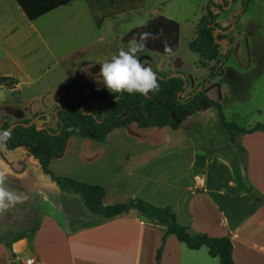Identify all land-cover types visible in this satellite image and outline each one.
Returning <instances> with one entry per match:
<instances>
[{"label": "crops", "instance_id": "1", "mask_svg": "<svg viewBox=\"0 0 264 264\" xmlns=\"http://www.w3.org/2000/svg\"><path fill=\"white\" fill-rule=\"evenodd\" d=\"M76 1L71 0L39 17ZM8 2L0 0V47L5 49V53H0V63H13L22 70L20 64L24 59L38 54L35 49L24 51L22 44L33 33L39 38L43 35L34 22L30 24L31 32L20 35L13 14L21 11L22 20L24 17L30 19L16 0L18 10H9ZM85 2L87 6L73 10L76 22L72 26L77 32L81 27L90 33L93 39L86 42L87 46H98L99 42L104 46V35L99 34L103 17L97 10L125 9L126 6L117 7L112 0H96L95 8H92L88 0ZM173 3L179 8L185 7V0H142L134 9L156 11ZM158 33L157 29L154 38L159 36ZM6 44L11 50L6 49ZM49 53L58 56L50 48ZM95 53L96 49L88 51L78 47L68 50L65 56H106L105 50L98 55ZM0 75H9L16 80L11 86L13 91L21 88L15 69ZM94 86L92 82L79 87L66 86L69 91L65 101L85 88L99 92ZM58 105L61 104L53 105V109ZM216 110L209 107L193 113L178 128L164 126L157 129L151 128L157 126L139 127L131 123L113 129L103 140L73 135L62 156L50 162V168L56 175L102 186L104 204L139 197L158 206L169 205L178 222L186 225L190 233L230 236L235 264H264V131L237 132L233 142ZM207 113L212 120L191 118ZM238 146L244 148V157ZM41 171L38 159L27 147L8 149L4 144L0 146V177L3 181L10 179L9 190L17 194L27 189L38 190L43 198H50L38 183V179L43 178ZM79 199L83 201L82 196H71L70 200ZM53 203L51 212L37 210L35 230H26V234L12 241L10 247L0 237V264H28L29 258L35 259L32 264H158L159 249V264H221L217 256L210 255L207 246L193 249L175 234L165 235L161 225L136 209L106 218L91 211L73 215L65 202L62 205L59 201Z\"/></svg>", "mask_w": 264, "mask_h": 264}, {"label": "rangeland", "instance_id": "2", "mask_svg": "<svg viewBox=\"0 0 264 264\" xmlns=\"http://www.w3.org/2000/svg\"><path fill=\"white\" fill-rule=\"evenodd\" d=\"M8 1L9 10H18L15 0ZM228 2L229 0H225L226 4ZM219 3L220 0H185L184 8L173 3L156 11L148 8L129 9L130 6H126L125 9H115V15L108 14V9H99L97 12L103 17L102 31L99 34L104 35V46L101 42L98 46H87L86 42L93 39L90 33L81 27L77 32L72 26L76 22L73 20V10L87 6L85 0H77L64 9L33 21L26 17L22 20L21 11H17L13 14V21L18 25V33L26 36L32 30L31 22H34L40 27L43 38L33 33L22 44L24 51H38L37 55L33 54L24 59L20 64L22 70L17 69V65L13 63H0V74L15 69L21 81V88L17 91H13L10 86L0 87V126L4 119L9 122L20 121L33 118L36 112L50 113L52 117L47 123L55 126L53 105L65 101L68 85L79 87L85 82H92L95 85L94 90L107 95L113 94L94 79L100 67L96 61L109 58L119 47H126L133 35L139 40L143 34L144 39L149 42L144 40V47L136 53L139 61L156 74H184L187 80L184 95L188 96L205 84L208 95L221 103L227 120L244 126L264 122V0H233L228 6L221 4L222 8L218 6ZM209 7L218 12L217 20L225 29H229L225 33L227 38L222 41H229L231 38L232 42L230 45L221 46L218 60L202 63L199 53L189 48V42L196 35L198 22ZM163 16L170 20H165ZM151 18H154L153 21H148ZM146 21L148 22L144 26L137 28ZM135 28L137 29L134 31ZM157 29L159 36L154 38ZM78 47L88 51L96 49L97 55L105 50L106 56H65L68 50ZM49 48L58 56L50 55ZM6 49L11 50L9 44H6ZM0 53H5L3 47H0ZM82 54L85 55V52ZM216 64L220 66V70L211 81L210 67ZM73 91L71 89L70 92ZM92 101L95 104L94 109L98 110L101 99ZM191 118L212 120L208 113L203 116L195 114ZM40 121L43 122V119ZM166 128L171 132L175 131L170 127ZM40 174L43 178L38 179V183L44 187L43 193L47 191L50 194V198H43L38 190L27 189L20 193L26 198L9 209L0 211V237L11 239L13 233L31 229L37 219V210H42V213L51 212L53 201H59L61 205L65 202L73 215L90 212L81 199L75 202L70 200L71 196L81 198L79 193L71 189L61 190L49 176L42 171ZM9 181L6 178L4 185L7 186Z\"/></svg>", "mask_w": 264, "mask_h": 264}, {"label": "trees", "instance_id": "3", "mask_svg": "<svg viewBox=\"0 0 264 264\" xmlns=\"http://www.w3.org/2000/svg\"><path fill=\"white\" fill-rule=\"evenodd\" d=\"M71 0H16L26 16L33 20L49 11L69 2ZM92 8H95L96 0H88ZM115 6H130L131 9L137 8L142 0H112ZM226 4V3H225ZM222 8L221 3L218 4ZM115 8L108 14L115 15ZM96 13V10H94ZM96 17L97 14H96ZM218 12L208 8L206 13L200 18L196 35L190 40L189 48L199 53L204 61L211 62L220 58L221 44L216 40L214 32L223 30L224 27L218 20ZM99 23V22H98ZM218 38L224 40L227 38L225 33H219ZM232 42V39L229 40ZM220 62V61H219ZM210 80L216 76L220 70L218 64L210 67ZM158 75H162L159 78ZM164 72H157L156 90L150 91L144 95L138 92L131 94L121 91L111 95L94 92L83 94V90L73 98H69L57 109L56 125L52 126L47 122H42L46 126L23 125L18 123L10 131V136L0 146L4 144L8 149L16 147H27L29 153L38 159L44 173L56 182L60 189H71L81 194L85 206L93 213L103 217L110 218L132 209L146 215L153 222L164 228L165 235L173 233L181 241H184L190 248L196 249L205 245L209 248L212 256H217L221 264H235L232 249L233 244L230 236L213 237L204 232L192 234L188 231L186 225L178 222L176 213L171 206H158L143 198H134L129 201L117 202L114 204H104L103 197L105 190L97 184H89L69 176L56 175L50 168V162L61 157L68 139L73 135L103 140L107 134L117 127L128 126L136 123L139 127L170 126L178 128L181 122L189 115L209 107H215L219 116L232 136L235 142L237 132H254L256 130L264 131V122H258L254 125L244 126L235 121L225 118L222 105L218 100L213 99L205 91V84L190 93L184 95L187 80L184 75L168 76ZM16 80L9 75H0V87L13 86ZM110 96L117 98H109ZM107 98L102 112L103 100ZM88 99H101L98 110L94 109L93 101L85 107L82 106L88 102ZM47 120L48 115L45 112H36L33 117ZM31 118H24L21 122H28ZM16 122V121H14ZM13 122L4 121L0 126L7 129ZM238 150L244 157V148L238 146ZM37 224L31 230L34 231ZM26 230L13 233L11 239L1 237L10 247L12 241H15L26 234ZM161 249L158 250L157 260L159 264Z\"/></svg>", "mask_w": 264, "mask_h": 264}, {"label": "clouds", "instance_id": "4", "mask_svg": "<svg viewBox=\"0 0 264 264\" xmlns=\"http://www.w3.org/2000/svg\"><path fill=\"white\" fill-rule=\"evenodd\" d=\"M144 35L138 40L135 35L127 42L126 47H119L109 58L98 60L97 79L112 93L121 91L129 94L138 92L144 95L158 88L156 74L146 64H142L136 53L144 47ZM8 129L0 130V142L10 136ZM24 199L23 195L9 190L0 177V211L7 210Z\"/></svg>", "mask_w": 264, "mask_h": 264}, {"label": "water", "instance_id": "5", "mask_svg": "<svg viewBox=\"0 0 264 264\" xmlns=\"http://www.w3.org/2000/svg\"><path fill=\"white\" fill-rule=\"evenodd\" d=\"M232 2H233V0H229L228 4H231ZM220 3H221L223 6H228V4H225V0H220ZM228 31H229V29H223V30H216V31L214 32V36H215L216 40H217L220 44H223V45H230V44H231L230 41H222V40H220V39L218 38V34H219V33H227ZM155 74H156V73H155ZM177 75H184V74H182V73H180V72H173V73H170L168 76H177ZM158 77H159V78H162V75H158ZM91 92H92V91H91L90 88H85V89L83 90V94H85V93H89V94H91ZM109 98H117V96H116V97H112V96H110ZM106 101H107V98L103 100V104H102V112L104 111V104L106 103ZM91 102H92V99H88V102L82 106V109L84 110L85 107H87L88 104H90ZM84 112H86V113H91V111H85V110H84ZM54 114L57 116V109L54 110ZM47 115H48L47 120H43V122H47L48 120L51 119L52 115H51L50 113H47ZM18 123H22L23 125H32V124H36L37 126H43V127L46 126L45 124H43V123L40 121V119H39L37 116H35V117L31 118L28 122H20V121L13 122V123L7 128V129H8L9 131H11V130L13 129V127H14L15 125H17ZM0 130H3V129L0 128Z\"/></svg>", "mask_w": 264, "mask_h": 264}, {"label": "built area", "instance_id": "6", "mask_svg": "<svg viewBox=\"0 0 264 264\" xmlns=\"http://www.w3.org/2000/svg\"><path fill=\"white\" fill-rule=\"evenodd\" d=\"M35 262V259L34 258H29V259H27V263L28 264H32V263H34Z\"/></svg>", "mask_w": 264, "mask_h": 264}]
</instances>
